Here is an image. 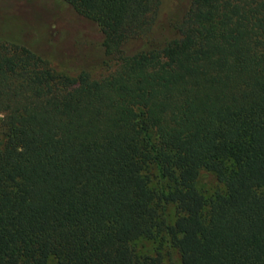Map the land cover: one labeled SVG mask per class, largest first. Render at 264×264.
<instances>
[{
	"label": "trees",
	"instance_id": "1",
	"mask_svg": "<svg viewBox=\"0 0 264 264\" xmlns=\"http://www.w3.org/2000/svg\"><path fill=\"white\" fill-rule=\"evenodd\" d=\"M63 2L65 64L0 28V264H264V0Z\"/></svg>",
	"mask_w": 264,
	"mask_h": 264
},
{
	"label": "rangeland",
	"instance_id": "2",
	"mask_svg": "<svg viewBox=\"0 0 264 264\" xmlns=\"http://www.w3.org/2000/svg\"><path fill=\"white\" fill-rule=\"evenodd\" d=\"M182 1L167 0L165 10L168 11L169 7L180 9ZM64 4L63 0H28L23 4L19 0H14L5 6L0 5V28L8 26L6 32L9 33L12 32L10 29L12 26L17 27L18 29L15 30L19 31L21 39L34 43V47L50 63L65 64L68 58L63 56L62 50L58 48L62 46V43H53V39L58 36L56 30L65 29L73 22L69 17L62 15ZM79 28L83 30V25ZM86 37L89 39L87 35ZM88 41L92 42L95 50L98 51L96 40L89 39ZM102 73L103 71L99 68L91 72L93 77ZM197 185L206 194L211 193L218 186L214 177L206 172L198 175Z\"/></svg>",
	"mask_w": 264,
	"mask_h": 264
}]
</instances>
